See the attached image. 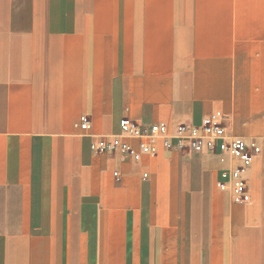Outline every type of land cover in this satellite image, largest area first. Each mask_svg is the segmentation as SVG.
Masks as SVG:
<instances>
[{
    "label": "rangeland",
    "instance_id": "obj_1",
    "mask_svg": "<svg viewBox=\"0 0 264 264\" xmlns=\"http://www.w3.org/2000/svg\"><path fill=\"white\" fill-rule=\"evenodd\" d=\"M142 16L179 18L215 39L264 38V0H0V264H66L60 254L77 252V264H106L110 239L186 238L210 207L234 206L216 182L212 202L187 182L186 162L195 160L196 180L199 157L221 163L216 154L163 149L184 157L131 162L114 182L118 156L88 150L107 135L57 116L69 86L63 62L89 57L104 31Z\"/></svg>",
    "mask_w": 264,
    "mask_h": 264
},
{
    "label": "crops",
    "instance_id": "obj_2",
    "mask_svg": "<svg viewBox=\"0 0 264 264\" xmlns=\"http://www.w3.org/2000/svg\"><path fill=\"white\" fill-rule=\"evenodd\" d=\"M137 19L104 31L107 36L99 47H91L89 57L63 62L62 79L69 86H65V101L57 116L78 121L84 115L94 136L118 132V120L123 116L141 124H199L204 115L215 113L224 117L229 135L258 146L259 152L245 172V203L234 204L228 211L210 207L201 230L193 227L186 238L128 235L110 239L106 264H264V38L215 39L202 27L179 18ZM116 156L121 161L116 160L119 168L113 172H118L119 180L112 172L114 182H122L120 170L135 169L133 163L184 157L162 149L139 162ZM194 161L185 165L188 184H198L193 197L211 202L218 199V175L213 167L222 164L214 156L202 154L195 180L191 176ZM143 174L148 176L147 169ZM53 252L48 256L59 259L62 255L66 264L81 262L78 252Z\"/></svg>",
    "mask_w": 264,
    "mask_h": 264
},
{
    "label": "built area",
    "instance_id": "obj_3",
    "mask_svg": "<svg viewBox=\"0 0 264 264\" xmlns=\"http://www.w3.org/2000/svg\"><path fill=\"white\" fill-rule=\"evenodd\" d=\"M81 130L90 128L89 120L81 116L75 124ZM134 140L136 143H131ZM191 151L216 154L223 164L216 186L227 193L234 204H243L248 198L245 172L250 167L259 147L245 139L227 133L224 117L215 113L204 115L199 124L166 123L141 124L123 116L118 120V132L95 137L89 143L93 154H119L135 162L146 156H155L160 150ZM119 180L118 172H113ZM147 174H143L146 177Z\"/></svg>",
    "mask_w": 264,
    "mask_h": 264
}]
</instances>
